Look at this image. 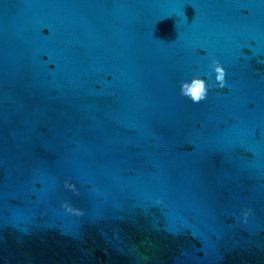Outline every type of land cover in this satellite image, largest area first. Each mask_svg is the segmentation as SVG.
Segmentation results:
<instances>
[{"label":"water","instance_id":"95a60500","mask_svg":"<svg viewBox=\"0 0 264 264\" xmlns=\"http://www.w3.org/2000/svg\"><path fill=\"white\" fill-rule=\"evenodd\" d=\"M194 78L213 85L199 103ZM0 100L264 181V0H0Z\"/></svg>","mask_w":264,"mask_h":264},{"label":"clouds","instance_id":"9594fccd","mask_svg":"<svg viewBox=\"0 0 264 264\" xmlns=\"http://www.w3.org/2000/svg\"><path fill=\"white\" fill-rule=\"evenodd\" d=\"M211 67L214 69L215 72V80L220 88L225 86V78H226V71L224 67L220 65L218 61L213 60ZM213 85L206 84L204 79L194 78L191 80L190 83L183 82L181 84V95L186 98H189L193 103H199L204 101L209 93V89L212 88ZM65 187H72L71 185L65 183ZM63 207L66 211H72L71 207L68 203H65ZM75 215L81 216L83 213L80 210H76L74 212ZM250 214V210L244 213L245 217Z\"/></svg>","mask_w":264,"mask_h":264}]
</instances>
